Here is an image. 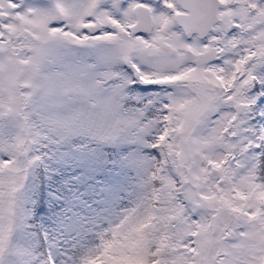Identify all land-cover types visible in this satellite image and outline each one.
<instances>
[{
    "label": "snow or ice",
    "instance_id": "1",
    "mask_svg": "<svg viewBox=\"0 0 264 264\" xmlns=\"http://www.w3.org/2000/svg\"><path fill=\"white\" fill-rule=\"evenodd\" d=\"M0 264H264V0H0Z\"/></svg>",
    "mask_w": 264,
    "mask_h": 264
}]
</instances>
